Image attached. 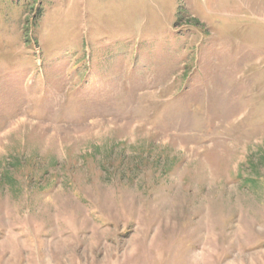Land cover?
<instances>
[{
    "label": "rangeland",
    "instance_id": "obj_1",
    "mask_svg": "<svg viewBox=\"0 0 264 264\" xmlns=\"http://www.w3.org/2000/svg\"><path fill=\"white\" fill-rule=\"evenodd\" d=\"M0 264H264V0H0Z\"/></svg>",
    "mask_w": 264,
    "mask_h": 264
}]
</instances>
